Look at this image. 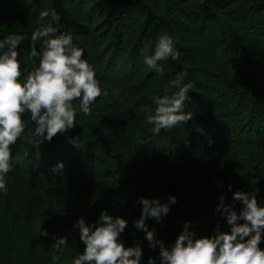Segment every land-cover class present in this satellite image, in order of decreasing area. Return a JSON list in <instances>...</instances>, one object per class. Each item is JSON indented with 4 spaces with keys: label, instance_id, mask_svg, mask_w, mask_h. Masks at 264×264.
I'll list each match as a JSON object with an SVG mask.
<instances>
[{
    "label": "trees",
    "instance_id": "obj_1",
    "mask_svg": "<svg viewBox=\"0 0 264 264\" xmlns=\"http://www.w3.org/2000/svg\"><path fill=\"white\" fill-rule=\"evenodd\" d=\"M161 1L0 0V41L25 37L18 48L25 75L39 62V56L28 55L31 34L46 23L41 13L55 9L59 32H71L84 58L108 80L102 87L107 94L91 105L90 114L74 101L75 127L51 141L36 142L35 125L25 114V131L11 146L7 190L0 189V257L8 264H26L25 254L40 249L45 264H56L58 237H67L63 250H85L77 221H100L112 205L123 209L130 245L139 242L144 250L149 242L134 226L141 197L165 203L168 196L177 198L161 222L146 221L157 239L168 226L178 224L181 233L185 222L197 238L230 232L226 216L216 211L222 195L237 213L243 209L241 201H233L237 191L254 192L264 206V0H203L181 20L180 6L190 0H175L172 15L156 9ZM191 26L204 38L186 47L191 35L185 28ZM242 31L258 37L245 39ZM164 33L175 38L179 58L160 62V71L144 58ZM110 53L112 62L106 60ZM211 55L220 60H202ZM182 72L183 83L191 84L183 110L193 118L156 135L145 109H154V97ZM153 86L156 91L149 92ZM45 230L49 245L40 242ZM259 246L264 249V235ZM149 257L161 264L157 253L143 254L142 264Z\"/></svg>",
    "mask_w": 264,
    "mask_h": 264
},
{
    "label": "clouds",
    "instance_id": "obj_2",
    "mask_svg": "<svg viewBox=\"0 0 264 264\" xmlns=\"http://www.w3.org/2000/svg\"><path fill=\"white\" fill-rule=\"evenodd\" d=\"M41 20L46 23L31 34L28 54L30 58L39 56V62L26 75L18 51L25 37L13 34L0 41V50H3L0 51V189L5 191V176L13 167L11 146L25 131L26 113L30 114V121L35 125L36 142L51 141L57 134L75 127L77 107L74 101H79V111L88 115L92 111L91 105L107 94L97 79L95 68L84 58V49L74 43L73 34L59 32L57 11L42 12ZM38 42L40 51L37 50ZM168 58L178 59L179 52L175 38L164 33L158 37L153 54L145 56L144 62L149 68L162 71L163 68L158 66ZM185 76L186 72L180 73L163 95L154 97V109H145L146 121L154 125V134L193 118V113L183 110L191 88V84L183 83ZM58 167H63L62 162ZM219 199L216 211L226 216L231 225L230 232L197 238L190 230L191 223L185 222L174 245L166 247L146 221L154 218L161 222L170 206L177 203L175 196L166 203L160 198L141 197L138 203L142 205V213L134 226L145 233L153 250L159 247L161 264H264V249L259 246L264 235V206L258 203L256 194L234 193L233 201L243 204L239 213L233 205L224 203L223 195ZM241 219L244 220L242 224L238 223ZM127 223L123 217L109 215L107 210L101 213L99 226L88 224L81 217L75 226L79 228L80 239L86 248L74 258V264H142L140 243L126 247L119 239ZM42 234L46 236L48 233L45 230ZM54 244L55 250L60 251L66 247L67 237L56 238ZM55 259L57 257L53 256ZM147 264H156L155 258L149 257Z\"/></svg>",
    "mask_w": 264,
    "mask_h": 264
},
{
    "label": "rangeland",
    "instance_id": "obj_3",
    "mask_svg": "<svg viewBox=\"0 0 264 264\" xmlns=\"http://www.w3.org/2000/svg\"><path fill=\"white\" fill-rule=\"evenodd\" d=\"M162 1L156 7V9H160L161 11H166L168 14H171L175 9L178 8V5L174 2L175 0H162ZM202 3H203V0H190L186 5H184V7L180 6V9H183L180 12V17H181L180 20L182 18L189 19V17L191 16L192 10L200 8V5H202ZM181 13L184 14L185 17ZM233 21H234L233 22L234 24L238 23V21H235V20H233ZM194 28L191 26L188 31H187V28H185L186 35H187V33H190V35H191V36L187 37L186 40L184 41L186 47H191V45L194 46V44H200L199 39L204 38L200 34V32L196 28L195 29ZM213 30L215 32L214 28H213ZM207 34H209V31L207 32ZM242 34H244L245 39L258 37L257 35H246L244 33V31H242ZM117 40H118L117 36L113 37L114 44L117 42ZM260 40H262V39H260V38L257 39V42ZM230 45L234 49L233 44L231 43ZM261 45L264 46V42H262ZM240 56H242V55H240ZM241 58H242V60H246L243 57H241ZM37 60H39V59L37 58ZM106 60L108 62L113 61L112 53H110L108 55ZM202 60L203 61H209V63H211V62L217 63L220 59L218 57H216L215 55H211V57L202 58ZM221 60H223V59H221ZM88 61L95 68L96 76H97V79L99 80V82L101 84V87H106L108 84V80L101 78L102 77V75H100L101 73H99V71L96 70V66H97L96 63L92 62L91 60H88ZM155 87L156 86H153L152 88H150L149 92L150 91L155 92L156 91ZM175 188H177V187H175ZM171 196H174V195H171ZM171 196H168L167 198H170ZM108 208H111V209H104V210H107L109 215H111L113 217H123V209L116 208L115 205L109 206ZM95 223L97 226H99L100 221L98 219H96ZM178 227H180V226H178V224L176 225L175 228L174 227L172 228L170 226L166 227V229L163 231V234L161 235V237H159L160 240L164 241L166 247L170 248L174 245L178 235L180 234V230L178 229ZM180 229L184 230V225ZM119 239L126 247H132V245H130L131 241L129 240V236L125 235V233H121ZM49 240L52 241V239L50 237H48L47 235L45 236L42 234L40 237V242H43V243L48 244V245H49V243H48ZM166 242H168V244H166ZM38 246L40 247V245H38ZM83 252H84V250H80V246H78L75 250L73 249V247L72 248L67 247V249H65V250L62 249L59 251V253H57L56 264H74V258L77 257L79 254H82ZM159 252H160L159 247H157L155 250H153L149 244H148L147 248H145L143 250V254H146V253H151V254L157 253V254H159ZM39 253H43V251L40 249L38 254H25L27 257L25 259L26 264H45L44 260L42 258V254H39ZM24 256H23V258H24ZM0 264H8L7 258L6 257H0Z\"/></svg>",
    "mask_w": 264,
    "mask_h": 264
}]
</instances>
